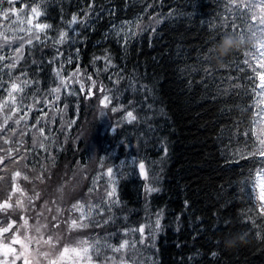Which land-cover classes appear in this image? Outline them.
Segmentation results:
<instances>
[{"label":"trees","instance_id":"obj_1","mask_svg":"<svg viewBox=\"0 0 264 264\" xmlns=\"http://www.w3.org/2000/svg\"><path fill=\"white\" fill-rule=\"evenodd\" d=\"M23 2L40 4L44 15L39 19L51 27L40 34L39 42L33 40L31 45H24L23 55L11 72L6 65L12 57L5 54L6 59L0 61V84L5 89L10 79L16 80L21 72H25L26 77L21 79L26 78L28 83L24 87L26 99L21 108L27 110L24 105H33L28 113L32 118L31 124L36 123L41 110L56 113L54 117H42V121L49 120L45 127L49 151L34 148L30 153H22L28 156V167L24 171L30 177L42 175L45 178L44 183L30 180L29 184L22 185L26 195L32 194L31 181L37 182L36 191L55 194L56 186L69 180L74 168L85 165L86 175L75 197L68 201L66 207L69 208L76 198L82 202L89 200L88 188L94 187L97 173L101 174L96 179L97 189L107 188L110 181L106 169L113 167L119 203L111 212L105 206L102 216L100 210L97 212L101 233L95 240L101 244H118L122 239L139 241V225L154 222L155 213L162 209L163 230L149 241L146 227L145 244H136L138 264H264V243L255 236L256 231H261L264 236V214L260 212L261 203L255 199L252 187L255 172L264 168V160L258 156H247L256 143L252 136L253 121L258 135L264 128V121L254 115L259 113L264 103L252 93L249 77L253 73L244 64L245 52L254 51V48L248 45L233 52L223 67L211 65L212 78L205 77L204 68L208 62L200 55L213 43L210 36L215 33L209 25L218 24L221 16L231 19L232 13L226 7L229 0H196L195 14L190 21L183 17L165 19L156 26L154 33L151 29L139 33L126 48L117 43L113 26L118 29L122 22L131 21L125 26V31L135 32L137 16L147 24L153 14L166 16L170 9L192 11L188 0H95L96 5L104 4L106 8L115 6V15H108L106 11L102 18L97 19L96 13H92L91 18L83 23L80 18L88 0ZM245 2L258 3V0ZM149 4L152 6L148 7ZM241 11H245L251 22L250 13L244 9L236 10L237 17ZM73 13L77 14L78 22L69 27L68 21ZM4 22L0 32L13 37L18 46L20 37L27 39L31 36L11 28L17 22L15 17L12 20L4 18ZM236 23L238 31L245 29L242 19H237ZM62 30L67 34L64 42L54 43ZM3 43V37H0V44ZM75 48L80 49L78 58ZM57 51L63 53L62 58L56 57ZM106 51L115 64L107 71L104 70V59H92L93 56L103 57ZM69 56L72 57L71 63L67 62ZM250 62L255 66V61ZM77 65L86 89L90 84L89 76L97 81L93 86L94 95L89 100H84V94L78 92L79 83L69 80ZM53 68L61 76L68 77L65 80L68 88L61 87L59 100L53 99L54 94L48 91L59 83ZM132 75L135 79L130 87L129 77ZM118 76L124 78L114 86L113 81ZM226 77H232V80L221 79ZM100 84L112 90L107 94L118 97L105 109L104 116L98 114ZM229 84L239 87L230 89L227 96H220L213 102L211 96L216 93L217 86L224 89ZM141 85L147 88L134 90ZM69 90L77 91L78 95L70 96ZM4 92L0 90L1 101ZM34 94L38 100L46 98L49 103L33 104ZM77 99H80L79 106ZM117 105L124 107L112 113L111 107ZM49 107L52 109L46 110ZM126 110H132L137 120L129 123L122 119ZM8 111L6 105L0 111V117ZM68 121L73 122L71 127H67ZM162 140L167 147V155L163 159ZM25 142L32 148L31 125ZM129 142L131 147L127 146ZM0 145H3L2 140ZM93 155L96 158L89 159ZM134 156L137 164L140 160L145 161L147 178L140 176L138 167L127 166ZM101 157H104L103 168ZM123 161L125 164L121 165ZM5 179L10 182V176ZM45 183L47 185L44 186ZM146 184L158 187L160 191L148 194ZM5 195L0 192V198ZM13 195L15 199L19 193ZM185 201L188 202L187 208ZM33 203L38 204L36 200ZM217 216L231 221L230 232L246 231L251 243L234 250L216 246L213 241L221 235L212 230ZM249 216L255 219L259 228L253 227L252 220L247 219ZM125 228L130 230L127 234L123 232ZM197 251L200 255L190 261L188 257ZM212 251H216L217 256L212 257ZM116 258L118 261L119 254Z\"/></svg>","mask_w":264,"mask_h":264},{"label":"snow or ice","instance_id":"obj_2","mask_svg":"<svg viewBox=\"0 0 264 264\" xmlns=\"http://www.w3.org/2000/svg\"><path fill=\"white\" fill-rule=\"evenodd\" d=\"M188 4L191 6L192 11H184L178 9H170L168 14H153L149 17V23L144 24L141 21L140 16L136 17V29L135 32L125 31V26L130 25L131 21L122 22L120 27L117 29L113 26V32L117 37V43L125 47L131 43V39L136 37L139 33L151 29V33L156 31V26L159 25L165 19L179 18L183 17L187 20H191L194 17V10L196 8V0H188ZM6 5V6H5ZM127 6V5H126ZM152 5L149 4L148 7ZM162 6V4H161ZM226 7L231 11V19L228 16H221L219 18L218 24H210L209 28L214 31V35L210 36L213 41L212 45L218 41L221 36L228 32H233L239 34L242 40H248L251 42V46L254 51L245 52L244 64L251 69L253 76L249 77L252 81L251 91L252 93L260 98V102L264 103V0H258V3H247L245 0H229V4ZM237 9H244L247 13H250V21L246 18L245 11H241L239 16L236 15ZM107 11L108 15H115V6L108 7L104 4L96 5L95 0H88L86 10H84V15L80 18V22L87 21L91 18L92 13H96V18H102V15ZM44 15L43 8L40 4L33 3L29 5L23 2V0H0V17L7 20H15L19 24H23L26 19V27H21L20 31L31 33L27 39L20 37L17 41L19 46L15 47V56L9 64L6 65L9 72L17 67V62L21 59L23 55L22 49L25 44L31 45L33 40L39 42L41 40V33H44L46 29H49L51 25L41 22L40 17ZM237 19H242L246 25L245 29L238 31ZM78 22V17L76 13H73L71 19L68 21V26L71 27L73 24ZM203 23V21H201ZM15 27V26H14ZM231 28V31L227 29ZM121 32H123V39H121ZM150 33V35H151ZM0 37H3V44H0V61L6 59L2 54L3 49L6 47L9 50L12 49L13 44L9 43L14 38L5 35L0 32ZM67 34L65 31H60L59 39L55 40L54 43H63ZM108 38V34H105V39ZM213 51L212 46L208 47L200 55L203 59L208 62V65L204 68L205 77L212 78V69L209 62V53ZM75 55L78 58L80 49H74ZM56 57H63V53L57 51ZM104 59L105 61V71L108 67H115L113 63V58L109 52H105L103 57L93 56V61ZM199 58V57H198ZM55 59V57H54ZM72 57L69 56L68 63H71ZM250 61H255V66ZM51 63V61H49ZM63 67V63H61ZM53 72L56 74L59 83L56 87L51 88L49 91L53 95V99H60V89L68 88V84L65 80L68 77L61 76L60 72L53 68ZM135 73V69L133 70ZM79 74V65H77L76 75ZM25 72H21L20 76L16 80L9 81L8 86L4 89L6 95L4 100L0 101V111H3L7 105L9 111L4 114L2 122H0V140L3 141V145L7 147L0 146V192L5 193L4 198H0V264H94L92 253H100L101 247L110 249L112 256H106L105 262L111 261V264H138L136 256L138 254V249L136 244H145V231L146 227L149 232L148 239L152 241L156 238L163 230V225L161 220L163 219V210H158L155 213L154 222H150L148 225L141 223L139 225L138 231L140 234L139 241H130L128 239H122L118 244H108L104 242L101 244L99 240H92L83 238L79 230L87 229L91 225L99 226V221H96L93 217V208H100V214L102 216L104 212V207H107V211L111 212L112 208L119 203L118 197H116V187H115V176L113 175V167H108L106 169L109 177V185L107 189L103 190V193H97L96 200L97 203L93 204L89 201L87 204L83 203L80 198H76L74 203L70 204L67 209L66 214L62 213L59 206L56 208V214L52 215L50 219L47 220V224L39 223L40 213H36V204L33 203L34 200H44L41 192L36 191V186L33 185L31 189V195H26L25 188L21 186L23 182H29L30 180H40L41 183L44 182V177L42 175H36L30 177L24 169L28 167L26 161H28V156L22 153H30L34 148H39L45 152L49 151V145L47 144L48 137L45 136V127L49 123V120H43L42 117H54L56 113H46L41 110L39 116L36 117V123L31 124V144L32 148H29L25 142V136L29 125L26 122L28 119V113L32 111V104L24 105L27 109L26 111L21 108L26 99L24 95V87L28 83L27 79H21V77H26ZM124 77L118 76L115 81H113L114 86L119 84L120 80ZM135 79V75L129 77V86L132 87L131 81ZM222 80L227 79L232 80V77L221 78ZM204 77H202V82ZM90 84L87 86L80 79L76 82L79 83V93H83V99L89 100L93 97V86L97 85V81L91 76L88 77ZM36 83V82H34ZM3 85L0 84V87ZM239 85L229 84L228 87L221 89L219 86L216 88V93L211 96L213 102L218 100L220 96H227L230 89L238 88ZM147 88L146 85H141L139 91H144ZM99 91L101 93L98 99V114L99 116L106 115L105 109L109 108L113 99H118V97L110 96L107 93H111V89H107L103 84L99 85ZM150 91V90H148ZM70 96L76 97L78 95L77 91L69 90ZM33 104L43 103L47 105L49 101L45 98L44 100H38L37 96L34 94L32 97ZM129 103H132L129 101ZM80 99H77V105L79 106ZM123 105H117L111 107V112L116 113L118 108H123ZM149 107H151L149 105ZM67 109V104L65 105ZM63 111V110H61ZM18 117H14L13 113H21ZM261 121H264V107L260 108L258 114H254ZM122 119L127 120L129 123L136 121L137 116L134 115L132 110H126ZM12 121V123H9ZM22 121H25L24 128H18L13 125L19 126ZM62 125L64 123L63 116L61 117ZM72 121L67 122V127H71ZM255 121H253L252 136L255 137L256 143L253 145L252 150L247 152L248 157H260L264 160V128H261L260 133L257 134ZM63 131V127L61 128ZM51 132V129H49ZM11 133V135H8ZM128 147H131L129 142ZM161 147L163 148L162 158L167 155V147L165 142L161 141ZM243 157V153H241ZM95 155L89 157V159H95ZM101 167L103 168L104 157H101ZM54 160V157H53ZM227 163V161H226ZM125 161L121 162L124 165ZM128 167L136 166L139 169V174L142 178L146 177V166L145 161L140 160L137 164L136 157L134 156L130 162H127ZM43 167V166H42ZM86 175V166L82 165L78 168H74L72 171V176L69 180H64L59 183L55 188V196L61 202L71 201L80 187L81 180ZM10 176L9 180L5 177ZM101 174L97 173V177L94 178V187L88 188V194L91 195L99 187L96 185V179L100 178ZM50 178V177H49ZM253 192H258V200L261 201L260 212L264 214V168H258L255 172V183L253 184ZM145 191L148 194L152 192H158L160 189L158 187H153L149 184L145 185ZM19 193L15 199H13V194ZM48 201L44 200V205H47ZM188 207V202L185 201V208ZM87 208V211H85ZM78 213L77 217H74L72 213ZM35 214L37 219L36 224H30L28 216L29 214ZM215 215V214H214ZM111 219V217L109 218ZM247 219L252 220L253 227L259 228L260 226L256 224L255 219L251 216ZM177 223H179V216L176 218ZM199 220V217H197ZM222 220V222H221ZM231 221L229 219H223L217 216V223L213 225L212 230L214 233H221L217 236L213 243L216 246L222 245L221 237L230 233ZM47 229L42 231V229ZM66 230L73 235L74 243H68L62 241V232ZM130 230L125 228L123 232L127 234ZM131 231H136L132 229ZM36 233L32 235L30 233ZM255 236L258 240L264 243V236H262L261 231H256ZM35 245V247H33ZM62 245V246H61ZM116 254H119V260L116 259ZM200 253L197 251L194 255L189 256L190 261L194 260ZM212 257L217 256L216 251L210 253Z\"/></svg>","mask_w":264,"mask_h":264},{"label":"rangeland","instance_id":"obj_3","mask_svg":"<svg viewBox=\"0 0 264 264\" xmlns=\"http://www.w3.org/2000/svg\"><path fill=\"white\" fill-rule=\"evenodd\" d=\"M4 25H5L4 18H2L0 20V26L2 28H4ZM14 26L11 27L13 30L18 31V32H22V31H20V28L27 26L26 19L24 20V23L23 24H19L18 22H16V24ZM25 35L27 36V35H32V34L25 32ZM10 43L13 44V47H12L11 50H9L8 48L5 47L3 49L4 56H6L5 55L6 53L7 54L13 53L15 55V52L13 51V48L18 47V45H17L16 42L14 43L13 40ZM13 54H11V55L14 57ZM71 74L72 75L69 76L70 77L69 80H72V81L76 82L77 79H80V80L82 79L81 73H79L78 76L76 75V70L74 72H72ZM81 81L84 82V80H81ZM1 98H2V101H3L4 100V97H1ZM50 109H52V108L49 107L46 110H50ZM15 114H20L21 115L22 112L21 113H13L12 114L14 117H17ZM43 118H46V117H43ZM30 121H31V117L28 114V119H27L26 122L29 125H31V122ZM24 124H25V121H22L21 124L19 125V128H21V129L24 128ZM0 146H3V145H0ZM33 183H35V184H33ZM36 183H37L36 181H33V182L31 181V185H36ZM26 184H29V182H23L21 184V186L22 185L24 186ZM43 185L45 186V185H47V183H45ZM40 189H42V188H40ZM104 189H107V188L103 187V188H100V189H96V191H94L91 195H89V197H88L89 200H85V201H83V203L87 204L89 201H91L93 204L97 203L96 195H97V193H101L102 194ZM258 192H259V189H257L256 192H254L255 199L258 202L261 203V201L258 200ZM42 195L44 197V200H47L48 201V204L47 205H44V200H36L38 202V204L34 203V204L37 205V207L35 209V212L36 213H40L39 223H41V224H47V220L50 219L52 215L56 214L55 213V205L56 204L61 208L62 213L66 214L67 209H68L66 206H67L68 202H61V201H59L58 199H56L55 194H49L45 190H43ZM53 205H54V208H53ZM98 210H100V208H93V210H92L93 217H94V219L96 221H99V216H100V215L97 214ZM85 211H87V208H85ZM72 215L74 217H77L78 216V213L73 212ZM28 219H29V223L30 224H36L37 223V219L35 218V214L34 213L33 214H29ZM46 230H47L46 228L45 229H42V231H46ZM79 231H80L81 236L83 238H86V239H89V241H92V240H95V239L100 238L101 228H100V226L97 227V226H95V224H93L89 228L83 229V230H79ZM30 234L36 235V233H34V232H32ZM65 238H67L66 239V242H68V243H74V239L75 238L73 237V235L71 233L67 232L66 230H64L62 232V235H61L62 241H65ZM33 247H35V245H33ZM112 255H113V253H111V251L109 249H106L105 247H101V250H100V253L99 254H97L95 252L92 253L94 264H106L105 257L106 256H112ZM107 264H111V261H108Z\"/></svg>","mask_w":264,"mask_h":264},{"label":"clouds","instance_id":"obj_4","mask_svg":"<svg viewBox=\"0 0 264 264\" xmlns=\"http://www.w3.org/2000/svg\"><path fill=\"white\" fill-rule=\"evenodd\" d=\"M248 40H242L237 33L228 32L221 36L213 45V51L209 53V62L211 65L223 67L225 60L231 54L245 46L250 45ZM222 246L225 250H234L251 243L246 231H235L221 237Z\"/></svg>","mask_w":264,"mask_h":264}]
</instances>
